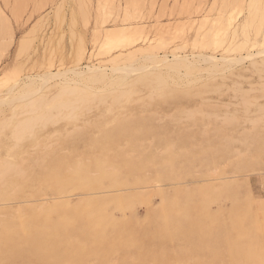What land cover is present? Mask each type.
Returning <instances> with one entry per match:
<instances>
[{
  "label": "rangeland",
  "instance_id": "rangeland-1",
  "mask_svg": "<svg viewBox=\"0 0 264 264\" xmlns=\"http://www.w3.org/2000/svg\"><path fill=\"white\" fill-rule=\"evenodd\" d=\"M138 1L140 8L138 19L133 18L122 23L125 0H73L71 2L66 0H0V13L12 33V37L8 38V35L4 37V42L6 41L4 45L7 49L0 60V73L4 69L18 71L23 81H25L23 79L25 76L37 78L47 70L56 73L74 65L77 53L82 46L85 48V55L79 68L99 63L101 56L88 58L89 53L97 54V49L94 51L91 43L96 40L100 45L104 33L120 24L141 25L143 35L149 38L152 44H162V49H159L157 54L167 60L172 59L173 51L179 56H186L191 61L195 59L199 51L219 59L218 70L214 72L207 71L210 66L208 62H197L196 69H203V71L199 74L193 72L190 77L192 76L194 82L188 87L180 84L176 88L180 91L177 95L168 90L165 91L166 94L164 92L161 95H150L147 88L139 86L140 91L128 101L129 103L123 100L117 103L112 102L109 94L105 93L104 97L87 99L74 113L65 109L60 113L56 110L48 112L45 110L46 102L38 109V112L36 110L32 113L26 111L21 113L23 110L20 105L15 104L13 107L16 109H12L15 113L14 120L11 118L10 108L3 106L1 111L4 114L0 111V157H2L0 159L6 157L7 160L10 159L16 163L21 158L15 166L18 168L23 166V172H9L0 179V222L17 223L22 216L28 213L34 216L41 214L38 216L40 220L48 219L49 223L53 224L57 222L62 213L69 217L80 213L78 217H81L84 214L82 207L88 200H100L103 202L102 210L104 213L107 212L105 215L112 220L113 224L107 229L102 242L91 232L85 231L86 224L83 220H79L78 225L68 229L60 226L51 232V241H55L56 244L53 252L49 250L43 257L32 255L22 248L6 246L0 248V264H53V261L61 262V264H251L242 253L236 254L241 248L235 249L234 245L248 247L256 242L264 248V137H261V134L264 136V112L261 113L258 110V108L264 109V55L258 56L260 60L255 58L256 61L243 59L244 61H236L237 64L233 62V65L231 63L222 64L220 61L222 56L238 55L236 52H225L229 43L225 41L224 48L218 49H202L195 45L194 39L197 33H204L208 29L206 28L209 25L207 22L206 26L198 31L202 21L206 18L210 22L218 16L220 0ZM130 9L133 11L132 8ZM242 18V13H235L234 22L238 24ZM239 38L231 44H240L242 39ZM143 44L144 42H139L138 46H144ZM181 44L185 45L184 49L172 50ZM250 49L254 48L252 49L249 43L241 52L242 57L247 52H251ZM181 73H184L183 69ZM36 84L38 86L39 82ZM61 86L65 85L60 78L50 80V83L48 82L41 91L45 95V101H52L56 104L59 98H54V96L57 95ZM106 90L98 91V95H103ZM169 95L172 97L170 98ZM137 103L141 104L137 106ZM128 107H130L129 110H125ZM145 110L149 111L145 112ZM41 112L51 115V119L35 124L32 130H28L16 139L13 134L16 121ZM112 114L115 115L111 116ZM117 116L118 118H115ZM138 116H142V119ZM10 118L11 120H8ZM78 118L81 119L78 121ZM106 118H111L109 119L111 125L108 122H106L107 126L106 123H102L107 121ZM66 122H69L73 128ZM109 125L111 127H108ZM97 126L102 129L99 130ZM5 131H7L6 134ZM75 132L76 136H74ZM40 134L42 136L38 138ZM46 143L48 144L45 146ZM204 149H208V152L205 153ZM45 151H48L47 156H44ZM38 152L43 155L42 158ZM88 156V160H85ZM147 159L149 161H146ZM33 161L38 167L36 164L33 166ZM76 161L78 163L75 168ZM167 161L170 163H166ZM80 162L84 168L80 169L83 172L85 170V173L79 170L81 174L78 172V177L76 171L79 166L81 167ZM63 163L65 165H62ZM72 163L76 170L75 174H72L74 170L70 172L69 169V167L72 168ZM47 165H50L49 169L52 167V170L55 167L56 171L51 170L50 173L51 175L54 173L55 176L51 177L48 174L49 169H45ZM65 168H68L67 172L70 170L69 173L65 171ZM165 171H168V174ZM62 172L66 175H62ZM87 172L91 175H86ZM25 174L31 175L27 177ZM76 178L80 181H76ZM115 179H117L116 182ZM31 181H33L32 184ZM89 181H96L99 186L91 185ZM204 188L207 189V193ZM200 191L202 198H199ZM208 193L209 195H205ZM235 194L238 196L236 197ZM168 197L176 199L180 207L179 212L173 211L171 215L175 219L160 223L159 229L152 224H148V227L143 225L148 212L157 210L162 201ZM118 198L124 202L116 203L115 200ZM194 198L195 201H193ZM82 199L85 200L83 204ZM243 200L248 201V204ZM29 202L33 205L25 208L29 206ZM66 202H68V207L64 205ZM70 204L74 210L78 208V211H73L72 206L70 209ZM249 204H251L249 207L246 206ZM47 207L53 210L46 215L43 212ZM231 207L233 209L235 207L236 210L230 209ZM241 211L245 214L243 215ZM197 212L200 215L196 214ZM22 213L24 215L21 216ZM228 213L235 216L230 215V218ZM237 216L242 220L241 222ZM246 229H250V232ZM227 230L229 233L232 232L229 234ZM245 234H249L250 237H245ZM110 242L113 243L112 247L109 245ZM203 245H208V248ZM204 247L206 249H201ZM65 261L68 262L62 263Z\"/></svg>",
  "mask_w": 264,
  "mask_h": 264
},
{
  "label": "bare ground",
  "instance_id": "bare-ground-1",
  "mask_svg": "<svg viewBox=\"0 0 264 264\" xmlns=\"http://www.w3.org/2000/svg\"><path fill=\"white\" fill-rule=\"evenodd\" d=\"M67 2H71L73 0H66ZM220 9H219V14L216 17V19L214 18V20H211L210 22L205 18L202 22V24L200 25L198 31H200L201 29H203L207 22L209 23L207 31L201 34L197 33V36L194 39L195 45H198V47H201L202 49H208V48H213V49H218L220 47L224 48V43L226 41V43H229L228 47L225 49L226 53H231V52H236L238 53L237 56H222L221 57V62L222 64H232L233 62L235 63L236 61H242L243 59H249V60H255V58H258V56L261 57V55H264V0H220ZM84 3V2H83ZM133 6V7H132ZM133 11H131V9ZM140 8H139V1L136 0H125L124 2V7H123V17H122V23L126 21H129L133 18H137L138 19V14L140 13ZM133 12V14L131 13ZM235 13H242V21L240 23H235L234 21L235 19ZM135 16V17H134ZM240 16V15H239ZM6 20V18H5ZM240 20V19H239ZM7 22V21H6ZM142 22V21H141ZM7 24V23H6ZM5 21H4V17H2L1 13H0V60L3 56V52L7 49L6 45H4V37H6V35H8V38L12 37L11 36V29L10 27H8V25L6 26ZM126 25V24H125ZM123 24H120L119 26L114 27L113 29L108 30L106 33H104V38L101 42V44L99 45L97 43L96 40H94L91 44H93L94 47V51L97 49V54H91L89 53L88 58L91 59V57H96V56H101L102 59L99 61V63L97 64H92V65H85L81 68L80 67V63L82 61V59L84 58L85 55V48L82 46L80 48V50L77 53L76 59H75V64L67 67L65 69H62L61 71H57L56 73H52L51 71L47 70L45 73H43L42 75H39L37 78L34 77H29V76H25L23 79L25 81H23L20 77V73L18 71L15 70H2V72L0 73V111L1 108L3 106H7V109L10 108L11 112V118L12 120L13 117L15 116V113L13 112V108L16 109V107H13L15 104L20 105L21 109L23 110L21 113H25L26 112H34L38 109L41 108L43 106V104L45 103V110L50 112L51 110H56L57 112H61L64 109L68 110L69 112H77L78 108L80 107L81 103L87 101V99L89 98H94V97H104L105 93L109 94V98L110 100H112V102H119L121 100L123 101H130L132 100L133 96L138 93L140 90L139 86L145 87L148 89L150 95H161L163 94L165 91H169L172 94H179L180 91H178V89H176L177 87H179L180 84H185L187 87L190 86L191 83L194 82V79L190 77V75L193 72H196L197 74H199L201 71H203V69H196L197 68V62L200 63V61L203 62H208L210 64V66L207 68L208 72H214L218 70L219 67V59H217L215 56L212 55H206L203 53H197V56L195 57V59H193L191 61V59L188 60V58L186 56H179L178 54H176L175 51L172 52V59L171 60H167L165 57H160L157 54V51L159 49H162V44H152L150 42V39L147 38L145 35H143V29L142 27H140L141 25H135V26H125ZM177 25V24H176ZM206 30V29H205ZM163 31V30H162ZM203 32V30H202ZM238 37H240L242 39L240 44H231L232 42H234ZM7 38V39H8ZM239 38V39H240ZM12 40V39H11ZM152 41V40H151ZM228 41V42H227ZM139 42H144V46H138ZM238 42V40H237ZM251 44V48L253 51L251 50V52H247L246 55H244V57H242L243 55L241 54L242 51H244L246 49L247 44ZM9 44V43H8ZM98 44V46H97ZM141 44V43H140ZM164 44V42H163ZM184 44V43H183ZM183 44L176 46L174 49L172 50H179V49H184ZM197 50V49H196ZM220 51V50H219ZM92 52V51H91ZM217 53V52H216ZM87 55V54H86ZM262 55V56H263ZM193 57V58H194ZM232 57V58H231ZM263 58V57H262ZM260 60V59H259ZM244 61V60H243ZM250 62V61H249ZM264 62V59H263ZM87 64V63H86ZM237 64V63H235ZM259 64V63H258ZM233 65V64H232ZM232 65H230V67H232ZM200 66V65H199ZM228 66V65H227ZM236 66V65H235ZM202 68V67H201ZM251 68V67H250ZM258 68V67H257ZM181 69H183L184 73H181ZM229 69V68H228ZM256 70V69H255ZM235 75V74H234ZM199 76V75H197ZM201 76V75H200ZM195 77V76H194ZM56 79V78H60L61 82H63V85L65 86H61L57 87L60 88L59 92H57V95L54 96V98L58 97V101L56 102V104L54 102H50V101H45V95L43 94V92L41 93L42 90H44V88L46 87L47 83H50V80L52 79ZM200 78V77H198ZM205 79V78H204ZM38 86L36 83H38ZM217 81V80H216ZM205 82V81H204ZM202 82V83H204ZM221 83V82H220ZM199 84V83H198ZM218 85V84H217ZM45 86V87H44ZM199 86V85H198ZM44 87V88H43ZM139 87V88H138ZM198 88V87H197ZM196 88V89H197ZM103 95H98V91H102L105 90ZM194 89V90H196ZM193 90V91H194ZM52 91V90H51ZM53 92V91H52ZM146 94V93H145ZM166 94V92H165ZM51 95V94H50ZM149 95L150 99L151 96ZM173 95V96H175ZM139 96H143V95H139ZM136 97V96H135ZM155 97V96H154ZM168 97V96H167ZM169 97L171 98L172 96L169 95ZM176 97V96H175ZM174 97V98H175ZM50 98V97H49ZM166 98V96H165ZM181 98V97H180ZM183 98V97H182ZM135 99V98H134ZM190 99V98H188ZM109 100V101H110ZM165 100V99H164ZM196 101V100H195ZM145 103L147 102L146 100L144 101ZM155 102V101H154ZM154 102L152 104H154ZM162 102V101H161ZM160 102V105H161ZM171 102V100H170ZM107 103V102H106ZM129 103V102H128ZM158 103V101L156 102ZM167 103V102H166ZM165 103V104H166ZM108 104V103H107ZM141 104V103H139ZM137 103V106L139 105ZM143 104V103H142ZM95 105V104H94ZM124 105V104H123ZM86 106V105H85ZM106 106V105H104ZM128 106V105H127ZM152 106V105H151ZM99 107V106H98ZM125 107V106H124ZM159 107V106H158ZM100 108V107H99ZM98 108V109H99ZM111 108V107H110ZM115 108V107H114ZM130 107H128V109L125 108V110H129ZM149 108V107H147ZM156 108V107H155ZM154 108V109H155ZM19 109V110H21ZM93 109V108H92ZM138 109V108H137ZM151 109V108H150ZM18 110V109H17ZM44 110V109H43ZM111 110V109H110ZM248 110V109H247ZM259 112H264L263 108H258ZM7 111V110H6ZM16 111V110H14ZM137 111V110H135ZM141 111V110H140ZM149 111V110H145ZM2 112V111H1ZM19 112V111H18ZM17 112V113H18ZM84 112V111H83ZM120 112V111H119ZM125 112V111H124ZM131 112L132 109H131ZM3 113V112H2ZM7 113V112H6ZM54 113V112H53ZM52 113V114H53ZM56 113V112H55ZM64 113V112H63ZM92 113V112H91ZM123 113V111H122ZM122 113H120V115H122ZM126 113V112H125ZM129 113V112H128ZM139 113V111H138ZM4 114V113H3ZM35 113V116L32 115V117H26L24 119L18 120L15 123V128H14V136L16 139L20 138L22 136V134L28 132V130H32L33 126L39 122H46L48 120L51 119V115H45L43 112H41L40 114ZM62 114V113H61ZM132 114V113H131ZM2 115V114H1ZM87 115V114H86ZM96 115V114H95ZM115 115V114H114ZM113 114L111 116H114ZM126 115V114H125ZM124 115V116H125ZM130 115V113H129ZM146 115V114H144ZM58 116V115H56ZM64 116V114H63ZM84 116V115H83ZM122 116V117H124ZM259 116V115H258ZM10 117V116H9ZM23 117V116H22ZM25 117V116H24ZM121 117V118H122ZM127 117V116H126ZM132 117V116H131ZM134 117V115H133ZM140 117V116H138ZM150 117V116H149ZM3 118V117H2ZM8 118V117H7ZM8 119V120H11ZM19 118V117H18ZM16 118V119H18ZM75 118V117H73ZM90 118V117H88ZM112 118V117H111ZM109 118V119H111ZM115 118H118L115 117ZM113 120H116V119ZM256 118V117H255ZM1 119V118H0ZM6 119V117H5ZM4 119V120H5ZM58 119V117H57ZM56 119V120H57ZM81 119V118H80ZM78 118V121L80 120ZM106 118L107 121L102 122L103 124L108 122L111 125L110 120ZM123 120H125V118H122ZM128 119V118H127ZM126 119V122H128V119ZM142 119V116L139 118ZM195 119V118H194ZM3 120V119H2ZM1 120V121H2ZM67 120V118H66ZM112 120V121H113ZM133 120V119H132ZM64 121V120H63ZM84 121V119H83ZM141 121V120H140ZM91 122V121H90ZM121 122V121H120ZM123 122V121H122ZM121 122V123H122ZM7 123V122H6ZM13 123V122H11ZM69 123V122H66ZM73 123V122H72ZM79 122H77L78 124ZM95 123V122H93ZM101 123V122H100ZM102 123L100 125H102ZM114 123V121L112 122V124ZM70 124V123H69ZM90 124V123H89ZM7 125V124H5ZM71 125V124H70ZM76 125V123H75ZM99 125V123H98ZM99 125V126H100ZM108 127H111V126ZM140 125V124H139ZM138 125V126H139ZM12 126V125H10ZM72 126V125H71ZM79 126V125H78ZM86 126V125H85ZM83 126V127H85ZM107 126V123H106ZM120 126V124H119ZM142 126V125H141ZM77 127V126H76ZM80 127V126H79ZM88 127V125H87ZM86 127V128H87ZM98 127V126H97ZM105 127V126H104ZM113 127V126H112ZM116 127V126H115ZM257 127V126H255ZM73 128V126H72ZM96 128V126H95ZM141 130V127H139ZM150 128V127H149ZM37 129V128H36ZM64 129V128H63ZM85 129V128H84ZM83 129V130H84ZM90 128H88L89 130ZM92 129V128H91ZM99 129V127H98ZM98 129L96 131H98ZM102 129V127L100 128ZM99 129V130H100ZM104 129V128H103ZM114 129V128H113ZM113 129L111 130L113 132ZM66 130V129H65ZM75 130V129H74ZM87 130V131H88ZM105 130V129H104ZM102 131L103 133L105 131ZM254 130V128H253ZM258 130V129H257ZM92 131V130H91ZM7 131H5L4 133L6 134ZM64 132V131H63ZM100 132V131H99ZM135 132L137 133V131L135 130ZM138 132L139 129H138ZM206 132H208L206 130ZM3 133V134H4ZM98 133V132H97ZM96 133V134H97ZM141 133V132H140ZM75 134V135H74ZM73 135L76 136V132ZM79 134V133H78ZM82 134V133H81ZM101 134V133H100ZM135 134V133H134ZM12 135V134H11ZM34 135V134H33ZM7 136V135H6ZM42 135L40 134V136L38 135V138L41 137ZM100 136V135H99ZM1 137V136H0ZM8 137V136H7ZM63 137V136H62ZM68 137V136H67ZM261 137L262 136L261 134ZM14 138V137H13ZM93 138V137H92ZM98 138V135H97ZM7 139V138H6ZM5 139V140H6ZM23 139V138H22ZM31 139V138H30ZM35 139V138H34ZM153 139V138H152ZM152 139H150L152 141ZM264 139V138H263ZM27 140V139H26ZM39 140V139H38ZM96 140V138L94 139ZM93 140V141H94ZM3 141V140H2ZM33 141V139H32ZM30 141V142H32ZM49 141V140H48ZM91 141V142H93ZM205 141V140H204ZM5 142V141H4ZM11 142V141H10ZM29 142V141H28ZM63 142V141H62ZM95 142V141H94ZM143 140L140 141V143L142 144ZM153 142V141H152ZM227 142V141H226ZM226 142H224L226 144ZM229 142V141H228ZM33 143V142H32ZM38 143V142H37ZM40 143V141H39ZM45 143V142H44ZM151 143V142H150ZM4 144V143H3ZM10 144V143H9ZM35 144V143H34ZM48 143L45 144V146ZM222 144V143H221ZM230 144V143H229ZM12 145V144H11ZM43 145V144H42ZM62 145V144H61ZM91 145V143H90ZM127 145V143H126ZM152 145V144H151ZM168 145V143H167ZM212 145H216V144H212ZM228 145V144H227ZM226 145V146H227ZM93 146V145H92ZM150 146V145H149ZM160 146V145H159ZM202 146V145H201ZM218 146V145H217ZM226 146H224L226 148ZM230 146V145H229ZM21 147V145H20ZM30 147V146H29ZM57 147V146H56ZM146 147V146H145ZM219 147V146H218ZM224 147H222L224 149ZM18 148V147H17ZM22 148V147H21ZM42 148V147H41ZM58 148V147H57ZM92 148V147H91ZM142 148V147H141ZM216 148V146H215ZM221 148V147H219ZM48 149V148H47ZM56 149V148H55ZM151 149H154L153 147H151ZM174 149V148H173ZM209 149V148H208ZM208 149H204L205 153L208 152ZM16 150V149H15ZM19 150V149H17ZM36 150V149H35ZM40 150V149H39ZM43 150V149H42ZM40 150V151H42ZM51 150V149H50ZM49 150V151H50ZM119 150V149H118ZM146 150V149H144ZM178 150V149H177ZM219 150V149H218ZM34 151V150H33ZM63 151V150H62ZM92 151V150H89ZM122 151V150H121ZM148 150H146L147 152ZM189 151V150H188ZM202 151V149H201ZM226 151V150H225ZM12 152V151H11ZM17 152V151H15ZM48 152V151H47ZM46 151L44 152V156L47 153ZM52 152V151H50ZM61 152V151H60ZM190 152V151H189ZM220 152V151H219ZM14 153V152H13ZM37 153V152H36ZM39 153V152H38ZM53 153V152H52ZM51 153V154H52ZM59 153V152H58ZM112 153V152H110ZM133 153V152H132ZM131 153V154H132ZM204 153V154H205ZM35 154V153H34ZM40 154V153H39ZM49 154V155H51ZM109 154V152H108ZM130 154V153H128ZM144 154V151H143ZM150 154V153H149ZM148 154V156H149ZM48 155V156H49ZM56 155V154H55ZM63 155V154H62ZM69 155V154H68ZM176 155V154H175ZM32 156V155H30ZM41 158L43 155H41ZM47 156V155H46ZM70 156V155H69ZM68 156V157H69ZM100 156V154H99ZM98 156V157H99ZM127 155L125 154V157ZM131 156V155H129ZM128 156V158H129ZM139 156V155H138ZM142 156V155H141ZM153 156V154H152ZM212 156V155H211ZM210 156V157H211ZM16 157V156H15ZM19 157V156H18ZM94 158H96L95 156H93ZM154 157V156H153ZM2 158V157H0ZM5 159H0V179L3 178L4 175H7V173L9 172H13V171H17L19 172H23V166L18 168L16 165L17 162L21 161V158L19 159V161H17L16 163H14L13 161H11L10 159H6V157H4ZM7 158H8V154H7ZM49 158V157H48ZM54 158V157H53ZM89 156L87 157L88 160ZM92 158V159H94ZM103 158V157H102ZM107 158V156H106ZM141 158V157H139ZM213 158V157H212ZM14 159V158H13ZM12 159V160H13ZM45 159V158H44ZM47 159V158H46ZM78 159V158H75ZM105 159V157H104ZM17 160V159H16ZM27 160V159H26ZM37 160V158H36ZM35 160V161H36ZM90 160V159H89ZM103 160V159H102ZM137 160V158H136ZM263 160V159H262ZM24 161V160H23ZM28 161V160H27ZM66 160H64L65 162ZM79 161H82L81 159H79ZM146 161H149L148 159ZM241 161V160H240ZM29 162V161H28ZM32 162V161H30ZM34 162V161H33ZM40 163H42V161L39 160ZM58 162V161H57ZM87 162V161H86ZM90 162V161H88ZM103 162V161H102ZM245 164V161H243ZM66 163V162H65ZM78 162L76 161L75 164V168H76V164ZM82 162H80L81 167H78V171L75 170L74 164L72 165V168L69 167L70 172L75 174L74 172L76 171V176L79 177V170H81L82 167ZM96 163V162H95ZM101 163V162H100ZM149 163V162H148ZM147 163V164H148ZM151 163V162H150ZM153 163V162H152ZM151 163V164H152ZM166 163H170V161L166 162ZM32 164V163H31ZM30 164V165H31ZM36 164L35 162L33 163ZM44 164V163H43ZM42 164V166H43ZM48 164V163H47ZM144 164L145 161H144ZM157 164V163H156ZM153 164V165H156ZM165 164V162H164ZM37 165V164H36ZM62 165H65L64 163ZM61 165V166H62ZM87 165H89L87 163ZM150 165V164H149ZM159 165V164H158ZM242 165V164H241ZM27 167H29L28 164H26ZM39 166L41 167V164H39ZM48 166V165H47ZM50 166V165H49ZM49 166L46 167L45 169L48 170ZM86 166V165H85ZM112 166V165H111ZM110 166V168H111ZM161 166V165H160ZM243 166V165H242ZM241 166V167H242ZM246 166V165H245ZM25 167V165H24ZM36 167V166H35ZM38 167V165H37ZM87 167V166H86ZM109 167V166H108ZM158 167V166H157ZM172 167V166H171ZM200 167V166H199ZM239 167V168H241ZM26 168V167H25ZM33 168V167H32ZM52 167H50L49 169V173H51V169ZM62 168V167H61ZM81 168V169H80ZM88 168V167H87ZM102 167H100L101 169ZM34 169V168H33ZM68 169V168H67ZM67 169L65 168V171L67 172ZM84 169V168H83ZM82 169V170H83ZM107 169V168H106ZM104 169V171L106 170ZM40 170V168H39ZM45 170V171H46ZM55 170V167L53 169ZM52 170V171H53ZM81 170V171H82ZM103 170V168H102ZM111 170V169H110ZM112 170H114V168H112ZM166 170V169H165ZM31 171V170H30ZM30 171L27 173H30ZM44 170L42 169V172ZM53 171V172H54ZM69 171L67 173H69ZM81 171L79 172L81 174ZM115 171V170H114ZM114 171L112 173H114ZM52 172V173H53ZM83 172V171H82ZM107 172V171H106ZM168 174V171H165ZM20 173V174H21ZM34 173V170H33ZM85 173V170L83 172V174ZM89 172L86 173V175ZM111 173V172H110ZM111 173V174H112ZM165 173V175H166ZM65 174V172H62V175ZM158 173H155V175ZM12 175V174H11ZM30 176L31 174H25ZM53 176H55V174H52ZM52 175L50 174V176L52 177ZM66 175V174H65ZM91 175V174H88ZM93 175H95V173H93ZM97 175V174H96ZM102 175V174H101ZM159 175V174H158ZM164 175V176H165ZM9 176V175H8ZM7 176V177H8ZM49 176V175H48ZM68 176V175H67ZM75 176V175H73ZM81 176V175H80ZM163 176V177H164ZM46 177V176H45ZM66 177V176H64ZM82 177V176H81ZM167 177V176H166ZM164 177V178H166ZM30 178V177H29ZM44 178V177H43ZM67 178V177H66ZM6 179V177L4 178ZM10 179V178H8ZM16 179V178H15ZM14 179V180H15ZM82 179V178H81ZM12 180V179H11ZM10 180V181H11ZM30 180V179H29ZM79 180L76 178V181ZM143 180V179H142ZM158 180V179H157ZM4 181V180H3ZM9 181V180H8ZM20 181V180H19ZM75 181V182H76ZM80 181V180H79ZM78 181V182H79ZM87 181V180H86ZM117 181V179H115V182ZM78 182L76 183V185L78 184ZM82 182V181H81ZM91 185H98L99 183L96 181H89ZM1 183V182H0ZM9 183V182H8ZM33 183V181H31V184ZM86 183V182H85ZM114 183V182H113ZM12 184V182H11ZM14 184V183H13ZM27 184V183H26ZM25 184V185H26ZM124 184V183H123ZM149 184V183H147ZM10 185V184H9ZM222 185V184H220ZM16 186V185H15ZM19 186V185H18ZM21 186V185H20ZM43 186V185H42ZM41 186V187H42ZM83 185H81L82 187ZM99 186V185H98ZM134 186V185H133ZM234 186V185H232ZM8 187V186H7ZM84 187V186H83ZM86 187V186H85ZM89 187V186H87ZM206 187V186H205ZM215 187V186H214ZM218 187V186H217ZM4 188V187H3ZM14 188V187H12ZM79 188V187H78ZM77 188V189H78ZM208 188V187H207ZM210 188V186H209ZM212 188V187H211ZM210 188V189H211ZM216 188V187H215ZM226 188V187H225ZM227 188H228V184H227ZM238 188V187H237ZM6 189V188H5ZM22 189V188H21ZM76 189V190H77ZM84 189V188H83ZM205 189V188H204ZM213 189V188H212ZM223 188H221L222 190ZM19 190V189H18ZM40 190V189H39ZM198 190V189H197ZM207 189H205L206 191ZM226 190V189H225ZM244 190V189H243ZM3 191V190H2ZM5 191V190H4ZM8 191V188H7ZM199 191V190H198ZM197 191V192H198ZM245 191V190H244ZM37 192V191H36ZM58 192V191H57ZM69 192V191H68ZM72 192V190H71ZM89 192V191H88ZM93 192V191H92ZM211 192V191H210ZM214 192V191H213ZM220 192V191H218ZM6 193V192H5ZM62 193V192H60ZM59 193V194H60ZM86 193V192H85ZM105 193V192H104ZM180 193V192H178ZM193 193V192H192ZM199 193H201V197L199 196V198H202V192L200 191ZM207 193V191L205 192ZM230 193V192H229ZM240 193V192H239ZM238 193V194H239ZM7 194V193H6ZM5 194V195H6ZM68 194V193H67ZM217 194V192H216ZM231 194V193H230ZM4 195V194H3ZM64 196V194H62ZM61 195V196H62ZM66 195V194H65ZM86 195V194H85ZM88 195V194H87ZM204 195V194H203ZM205 195H209L205 194ZM210 195H212L210 193ZM233 195V194H232ZM236 195V194H235ZM245 195V194H244ZM218 196V195H217ZM228 196V195H227ZM230 196V195H229ZM228 196V197H229ZM238 195H236L237 197ZM242 196V195H240ZM9 197V196H8ZM32 197V196H31ZM44 197V196H43ZM175 197V196H174ZM211 197V196H210ZM2 198V197H1ZM205 198V197H204ZM243 198V196H242ZM8 199V198H7ZM40 199V198H39ZM60 199V198H59ZM215 199V198H214ZM218 199V198H217ZM220 199V196H219ZM245 199V198H244ZM248 199V198H247ZM4 201H6L5 199H3ZM45 200V199H44ZM83 200V199H82ZM180 200V199H179ZM40 201V200H39ZM43 201V200H42ZM57 200H55L56 202ZM59 201V200H58ZM85 200H83L82 204L85 203ZM195 201V198L194 200ZM192 201V202H193ZM217 201V200H216ZM219 201V200H218ZM251 201V198H250ZM2 202V201H1ZM51 202V201H49ZM65 202V201H64ZM116 203L120 204L121 202H124L121 199H117L115 200ZM200 202V201H199ZM236 202V201H235ZM242 202V201H240ZM244 202V200H243ZM248 202V201H247ZM244 202V203H247ZM30 203V202H29ZM41 203V201H40ZM59 203V202H58ZM239 203V202H238ZM252 203V202H251ZM2 204V203H1ZM5 204V203H4ZM3 204V205H4ZM28 204V203H27ZM38 204V203H37ZM48 204V203H47ZM45 204V205H47ZM68 202H66L64 205L66 207H68ZM79 204V203H78ZM77 204V207H78ZM195 204V202H194ZM199 204V203H198ZM220 204V203H219ZM230 204V203H229ZM228 204V205H229ZM248 204V203H247ZM33 205V204H32ZM31 203L29 204V206L25 207V208H29L32 206ZM40 205V204H39ZM38 205V206H39ZM49 205V204H48ZM56 205V204H55ZM54 205V206H55ZM80 205V204H79ZM211 205V204H210ZM218 205V204H217ZM235 205V204H234ZM233 205V206H234ZM246 205V206H250ZM37 206V207H38ZM51 206V205H50ZM49 206V207H50ZM71 204H70V209H71ZM75 206V205H74ZM81 206V205H80ZM79 206V207H80ZM216 206V203H215ZM212 206V207H215ZM220 206V205H219ZM236 206V205H235ZM44 207V205H43ZM44 208V214L47 215V213H50L53 208ZM53 207V206H52ZM82 207V206H81ZM103 207V202H100V200H88L84 206L82 207V210H84V214L81 217L79 214L77 213L76 215H74L73 217H69L68 215L65 216L66 214H61L59 215V218L57 220V222L55 223H49L48 219L45 220H40L39 219V214L38 216H34L33 215H29L28 213H26L25 215L22 213L21 219H19L17 221V223H13L10 221H6L5 223L0 222V248L2 247H10V248H22L25 249L24 251L32 254V255H41V256H45V252H48L49 250H51L53 252V249H55L56 244L54 243L55 241H51L52 239L50 238L52 236L51 232L57 230V228H59L60 226H64L65 229L71 228L74 225H78L79 224V220H83V222L86 224L85 225V231H89L91 232L94 237L98 238L100 240V242H102V240L105 238L106 234H107V229L110 228V225L113 224L112 220L107 217L105 214L107 212L104 213V211L102 210ZM130 207V206H129ZM128 207V208H129ZM212 207L210 209H212ZM245 207V205H244ZM76 208V206H75ZM223 208V207H220ZM260 208V207H259ZM60 209V208H59ZM66 209V208H65ZM68 209V208H67ZM66 209V210H67ZM73 209V206H72ZM78 209V208H77ZM75 209V210H77ZM230 209H233V207H231ZM229 211H232L230 210ZM244 209V208H243ZM21 210V209H20ZM39 210V207H38ZM73 209V211H75ZM81 210V211H82ZM180 207L177 203V200L174 199L173 197H168L166 199H164V201H162L161 206L157 209V210H152L150 212H148V217L143 221V225H146V227H148V224H152L154 227H156V229H159L160 223L163 222H169L171 219H173L174 217L171 216L173 211H178L179 212ZM194 211V209H192ZM220 210V209H219ZM233 210H236L235 207ZM238 210V209H237ZM240 210V209H239ZM259 210V209H258ZM264 210V209H263ZM43 211V210H41ZM40 211V212H41ZM78 211V210H77ZM79 211V212H81ZM124 211V210H123ZM245 211V210H244ZM250 211V209H249ZM36 212L37 209H36ZM227 212V211H226ZM236 212V211H234ZM243 214V211H241ZM240 212V213H241ZM17 213V212H16ZM21 213V211L19 212ZM34 213V212H33ZM83 213V212H82ZM125 213V212H123ZM199 212H197L196 214H198ZM232 213V212H231ZM231 213H228L227 215H231ZM239 213V214H240ZM251 213V212H250ZM15 214V212H14ZM43 214V215H44ZM194 214V215H196ZM238 214V215H239ZM245 214V213H244ZM243 214V215H244ZM20 215V214H19ZM200 215V213H199ZM234 214H232L231 216H233ZM237 215V214H236ZM248 215V214H247ZM252 215V214H251ZM2 216V215H1ZM77 216V217H76ZM207 216V214H206ZM230 216V218H231ZM235 216V215H234ZM258 216V215H256ZM244 217V216H243ZM254 217V216H252ZM251 217V218H252ZM45 218V217H44ZM117 218V217H115ZM114 218V219H115ZM214 218V217H213ZM9 219H11L9 217ZM14 219V218H13ZM129 219V218H128ZM175 219V218H174ZM193 219V218H192ZM215 219V218H214ZM222 219V218H221ZM221 219H217V220H221ZM234 219V217L232 218ZM236 219V218H235ZM238 219V216H237ZM244 220V218H242ZM249 219V218H248ZM240 220V222L242 221L240 218L238 219ZM251 220V219H250ZM253 220V219H252ZM212 221V220H211ZM224 221V220H223ZM82 222V221H81ZM130 222V221H129ZM222 222V221H221ZM247 222V221H246ZM213 223V221H212ZM211 223V224H212ZM264 223V222H263ZM262 223V224H263ZM135 224V223H133ZM138 224V222H137ZM141 224V223H139ZM130 225V224H129ZM214 225V224H213ZM180 226V225H179ZM252 226V225H251ZM212 227V226H211ZM253 227V226H252ZM243 228V226H242ZM247 228V227H246ZM263 228V227H262ZM227 229V227H226ZM247 230V229H246ZM155 231V230H154ZM219 231V230H218ZM224 231V230H223ZM228 231V230H227ZM250 232V229L247 230ZM232 232V231H231ZM230 232V233H231ZM243 232V231H242ZM246 232V231H245ZM247 232V233H249ZM219 233V232H218ZM229 233V231H228ZM226 232V234H228ZM229 233V234H230ZM244 233V232H243ZM253 233V232H252ZM217 234V233H216ZM223 233V235H226ZM164 235V234H163ZM252 235V234H251ZM218 236V234H217ZM216 236V237H217ZM229 236V235H228ZM240 236V235H238ZM220 237V236H219ZM222 237V236H221ZM243 237V236H241ZM245 237H250L249 234H245ZM239 238V237H238ZM225 239V238H224ZM237 239V238H236ZM257 239V238H256ZM210 241V240H209ZM214 241V240H213ZM57 242V241H56ZM208 242V241H206ZM209 243V242H208ZM215 244V243H214ZM246 244V243H245ZM243 244V245H245ZM249 244V243H248ZM109 245H111V247L113 246V243L110 242ZM209 245V244H208ZM208 245H203V246H207ZM213 245V243H212ZM235 249H240L239 253L236 254H243L244 257L251 263V264H264V248L260 247V245H258L256 242L253 245H250L248 247H241V245H234ZM262 246V245H261ZM110 247V248H111ZM195 247V246H194ZM120 248V247H119ZM175 248V247H174ZM199 248V247H198ZM197 248V249H198ZM201 249H206V247L201 248ZM199 250V249H198ZM170 251V250H169ZM172 251V250H171ZM98 252V251H96ZM99 253V252H98ZM159 253V252H158ZM188 253V252H187ZM167 254V253H165ZM172 254V253H171ZM176 254V253H175ZM186 254V253H185ZM225 254V252H224ZM164 255V254H163ZM167 257V256H166ZM190 259V258H189ZM27 260V259H26ZM192 260V259H191ZM196 260V259H194ZM29 261V260H28ZM53 261V260H52ZM132 261V260H131ZM171 261V260H170ZM221 261V260H220ZM34 262V261H33ZM68 261L62 262V263H67ZM71 262V261H70ZM19 263V262H18ZM53 264H61V262H52ZM192 263V262H190ZM242 263V261H241ZM35 264V263H33ZM172 264V263H171ZM200 264V263H199Z\"/></svg>",
  "mask_w": 264,
  "mask_h": 264
}]
</instances>
